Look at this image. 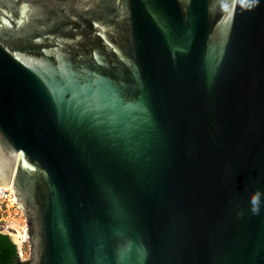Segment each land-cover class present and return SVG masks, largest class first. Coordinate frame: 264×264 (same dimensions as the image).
Returning a JSON list of instances; mask_svg holds the SVG:
<instances>
[{"label": "water", "instance_id": "obj_1", "mask_svg": "<svg viewBox=\"0 0 264 264\" xmlns=\"http://www.w3.org/2000/svg\"><path fill=\"white\" fill-rule=\"evenodd\" d=\"M10 185L19 264H264V0H0Z\"/></svg>", "mask_w": 264, "mask_h": 264}, {"label": "built area", "instance_id": "obj_2", "mask_svg": "<svg viewBox=\"0 0 264 264\" xmlns=\"http://www.w3.org/2000/svg\"><path fill=\"white\" fill-rule=\"evenodd\" d=\"M22 212L18 203L15 201L12 186L1 187L0 186V226L4 227L0 232H7L9 235L16 233L17 231L12 228L14 218ZM27 228L23 230L25 235ZM25 241L22 245L27 244Z\"/></svg>", "mask_w": 264, "mask_h": 264}, {"label": "trees", "instance_id": "obj_3", "mask_svg": "<svg viewBox=\"0 0 264 264\" xmlns=\"http://www.w3.org/2000/svg\"><path fill=\"white\" fill-rule=\"evenodd\" d=\"M19 249L12 236L0 233V264H19Z\"/></svg>", "mask_w": 264, "mask_h": 264}, {"label": "rangeland", "instance_id": "obj_4", "mask_svg": "<svg viewBox=\"0 0 264 264\" xmlns=\"http://www.w3.org/2000/svg\"><path fill=\"white\" fill-rule=\"evenodd\" d=\"M13 225L19 227L21 229V235H23V230L27 228V219L25 217V215L23 214V212H20L19 215H17L14 220L12 221ZM0 229L3 230L4 227L0 226ZM0 230V231H1ZM18 232L13 233L11 235H16ZM19 242V240H18ZM21 242V253H22V259L23 260H28L31 257V245L29 243L22 245V241Z\"/></svg>", "mask_w": 264, "mask_h": 264}, {"label": "bare ground", "instance_id": "obj_5", "mask_svg": "<svg viewBox=\"0 0 264 264\" xmlns=\"http://www.w3.org/2000/svg\"><path fill=\"white\" fill-rule=\"evenodd\" d=\"M18 240H19L20 245H21V242L20 241H22V243H24L25 242L24 234L23 235H20L19 238H18Z\"/></svg>", "mask_w": 264, "mask_h": 264}]
</instances>
